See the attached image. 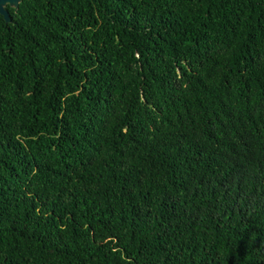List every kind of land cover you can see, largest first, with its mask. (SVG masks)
Here are the masks:
<instances>
[{
    "label": "trees",
    "instance_id": "1",
    "mask_svg": "<svg viewBox=\"0 0 264 264\" xmlns=\"http://www.w3.org/2000/svg\"><path fill=\"white\" fill-rule=\"evenodd\" d=\"M8 8L0 264H264V0Z\"/></svg>",
    "mask_w": 264,
    "mask_h": 264
},
{
    "label": "water",
    "instance_id": "2",
    "mask_svg": "<svg viewBox=\"0 0 264 264\" xmlns=\"http://www.w3.org/2000/svg\"><path fill=\"white\" fill-rule=\"evenodd\" d=\"M22 0H0V13L4 15L7 21L12 19L9 9L6 7L7 4L14 5L16 8Z\"/></svg>",
    "mask_w": 264,
    "mask_h": 264
},
{
    "label": "flooded vegetation",
    "instance_id": "3",
    "mask_svg": "<svg viewBox=\"0 0 264 264\" xmlns=\"http://www.w3.org/2000/svg\"><path fill=\"white\" fill-rule=\"evenodd\" d=\"M11 6H12V5H10V4H7V6H6V7L8 8V7H11ZM13 6H14V5H13ZM8 9H9V8H8Z\"/></svg>",
    "mask_w": 264,
    "mask_h": 264
}]
</instances>
